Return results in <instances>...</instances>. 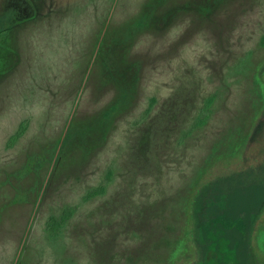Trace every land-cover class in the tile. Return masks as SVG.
Returning a JSON list of instances; mask_svg holds the SVG:
<instances>
[{
  "label": "rangeland",
  "instance_id": "374dc122",
  "mask_svg": "<svg viewBox=\"0 0 264 264\" xmlns=\"http://www.w3.org/2000/svg\"><path fill=\"white\" fill-rule=\"evenodd\" d=\"M226 177L264 184V0H0V264H192Z\"/></svg>",
  "mask_w": 264,
  "mask_h": 264
},
{
  "label": "trees",
  "instance_id": "16d2710c",
  "mask_svg": "<svg viewBox=\"0 0 264 264\" xmlns=\"http://www.w3.org/2000/svg\"><path fill=\"white\" fill-rule=\"evenodd\" d=\"M24 126L25 121H22L15 135L20 134ZM259 166L243 169L239 172L240 177L241 174L247 175L260 170ZM218 178L207 182L208 190L199 200L200 203L196 206L197 208L191 209L190 221L195 257L192 264L195 263L196 258L208 254L207 239L203 240V234L212 229L225 238L228 247L234 251V264H252V239L257 232L258 221L264 211L262 206V202H264V184L253 185L254 194L251 197V193H240L242 187H238L239 184L229 190L226 189L228 191H223L224 186L222 184L231 177L221 178L220 180ZM104 184V182L101 184L100 190L103 189ZM73 210L74 206H68L65 216L67 217ZM65 216L62 218L65 219ZM262 249L264 250V247ZM217 260L218 264H226L219 258Z\"/></svg>",
  "mask_w": 264,
  "mask_h": 264
}]
</instances>
